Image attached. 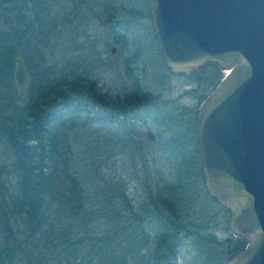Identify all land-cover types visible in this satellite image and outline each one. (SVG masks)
Instances as JSON below:
<instances>
[{
	"label": "rangeland",
	"instance_id": "374dc122",
	"mask_svg": "<svg viewBox=\"0 0 264 264\" xmlns=\"http://www.w3.org/2000/svg\"><path fill=\"white\" fill-rule=\"evenodd\" d=\"M85 3L86 0H39L38 7L34 9L36 14L33 17V27L37 30L40 26L44 37L34 40L38 43V50L35 53L33 51L31 55L26 52V61L22 49L13 53V57L20 56L24 60L30 74L29 87L23 96H19L20 105L30 100L36 91L47 87L52 76L61 77L68 83V97L65 102L69 110L51 125L50 131L58 139L61 157L62 152L64 150L66 152L67 169L61 173H72L86 194H94L95 197L91 202H87L85 207L92 206L96 211L89 212V217L78 215L66 222L61 219L64 225L67 223L70 226L67 238L71 242V247L67 248V253L74 258L76 264H116L118 240L127 239V223L128 219H131L145 225L141 232L143 242L139 249L143 261L139 264H169L172 256L170 248L177 239L175 264H220L229 248L237 243L233 239H224L234 238L228 231L225 211L207 194L199 161L195 158L168 159L169 154L166 159L164 155L172 151L161 149L170 145L162 147L159 143L170 142L171 137L179 130L177 119L171 118L173 113L179 117L183 115L182 110L195 108L196 102L191 99L193 93L179 101L181 112L172 110L173 104L165 102L167 105L158 108L159 111L152 108L150 115L145 119L143 117L138 119L136 126L128 121L115 122L100 118L101 115L107 116L115 112L108 103L110 97L106 96L104 101L107 108L100 109L97 103L93 104L88 100L85 85L92 83L93 94L99 95L100 60L97 57L107 55L109 43L106 44L104 30L100 28L96 18L88 14L87 10L94 5L93 1L88 5ZM71 5L73 9L70 10L69 16L68 7ZM20 27L21 24H18V29ZM152 34L150 31V37L147 38L149 41L146 43L150 65L147 67L143 82L153 93L162 88V98L176 97L180 81L171 75L168 68L166 70L160 60L156 52L158 45L156 41L155 44ZM104 63L107 61L104 60ZM208 64L190 72H198L207 67L208 75L213 74L209 86L204 85V89L201 87L202 93H206L216 79L224 74L214 63V66L210 64L211 68ZM107 67L110 69L103 74V91L106 89L116 91L123 86V80L119 78L118 73L121 72L120 67L115 71L110 66ZM160 75L164 76L163 87L158 86ZM31 86L33 87L30 89ZM182 89L190 90L189 87ZM88 103L87 112L79 110ZM93 117L97 120H92ZM0 161L7 169L6 174L2 175L4 178L0 191L5 198H9L8 193L12 192L11 186L16 185L17 175L11 165L12 156L2 141ZM119 209L122 210L120 214L123 220H115V223L126 225L121 237L118 230L115 231L118 226H113L110 230L112 225L106 223L110 215H114L116 219L114 212ZM146 213L153 217L151 219L153 222L144 220ZM194 219L209 222L204 225L206 228L199 229V232H202L201 235L214 238L213 243L204 242L199 234L196 239L191 235L184 236V231L191 227ZM10 229L16 232L17 238L23 237L21 219L16 217L12 219ZM7 230L8 228H4L2 232L0 231V245L10 243L8 245L14 246V242L8 238ZM160 233L161 235L169 233V240L159 243L156 235ZM221 239H224L223 242ZM98 243L101 245L100 248ZM164 246L168 250L167 255ZM56 249L53 248L49 254L52 259L50 264H55L53 261L57 256ZM16 250L20 252H15L17 256L15 264L36 263V255L30 257L24 247ZM75 250L73 255L72 252ZM22 258L25 260L27 258L28 261H22ZM132 258L134 262L130 264H136L139 256L136 257L134 253ZM4 264L14 263L6 261ZM60 264H63L62 260Z\"/></svg>",
	"mask_w": 264,
	"mask_h": 264
},
{
	"label": "water",
	"instance_id": "95a60500",
	"mask_svg": "<svg viewBox=\"0 0 264 264\" xmlns=\"http://www.w3.org/2000/svg\"><path fill=\"white\" fill-rule=\"evenodd\" d=\"M164 65L173 73L208 61L224 72L200 102L194 132L203 185L245 241L221 264H264V0H145ZM23 96L30 74L15 56ZM24 264V263H19Z\"/></svg>",
	"mask_w": 264,
	"mask_h": 264
},
{
	"label": "trees",
	"instance_id": "16d2710c",
	"mask_svg": "<svg viewBox=\"0 0 264 264\" xmlns=\"http://www.w3.org/2000/svg\"><path fill=\"white\" fill-rule=\"evenodd\" d=\"M38 4L39 0H0V142L7 146L12 156L11 165L17 175L16 185L11 186L12 192L8 193L9 198H5L0 191V231L8 228V238L14 242V246L8 245L10 243L0 245V264L6 261L15 264V252H20L16 249L21 247L27 250L26 254L29 252L30 257L36 255L37 264L52 263L49 254L53 248H57L56 260L53 261L55 264H60L61 260L63 264H76L74 258L67 253V248L71 247L67 238L70 226L67 223L64 225L61 219L66 222L78 215L89 217V212L96 211L92 206L85 207L87 202H91L95 197L94 194H86L72 173H61L67 169L66 152L64 150L61 157L58 139L50 131L51 125L69 110L65 102L68 97V83L61 77L52 76L47 87L36 91L30 100L22 105L13 86L14 51L22 49L26 61V52L31 55L33 51L35 53L38 50V43L34 40L44 37L40 26L37 30L33 27V17L36 14L34 9ZM18 24H21L20 29ZM92 87V83L85 85L86 96L91 103L96 104L98 94H93ZM88 105L89 103L83 105L79 110L87 112ZM91 119L97 120L96 117ZM6 172L5 164L0 161V188L4 178L2 175ZM121 211L119 209L114 212L116 219L114 215H110L106 221L112 225L110 230L113 226H118L115 231L118 230L120 237L126 228L123 223H115V220H123ZM15 217L22 220L21 238H17L16 232L10 229L11 220ZM152 218L146 213L143 219L153 222ZM193 221L191 227L184 231V236L199 232V229L206 228L204 225L209 223L203 219ZM127 228V239L118 240L116 264L134 262V253L136 257L139 256L136 260V264H139L143 261L139 249L143 242L141 232L145 225L128 219ZM160 235L161 233L156 235L159 243L170 238L169 233L161 235L162 237ZM207 242L213 243V240ZM100 247L101 245L98 246ZM173 248H176V245L170 248L171 252L174 251ZM239 248H242V244L238 246L236 243L229 248V252ZM75 252L76 250L72 254ZM23 260L25 259L22 258ZM171 260L169 264H175L173 258Z\"/></svg>",
	"mask_w": 264,
	"mask_h": 264
},
{
	"label": "flooded vegetation",
	"instance_id": "af4514ba",
	"mask_svg": "<svg viewBox=\"0 0 264 264\" xmlns=\"http://www.w3.org/2000/svg\"><path fill=\"white\" fill-rule=\"evenodd\" d=\"M91 1H93L94 5L92 8L89 7V10H87L89 12L88 14L96 18L100 28L104 30V40L106 44L109 43L107 55H99L97 57L98 60H100V73L98 74L100 81V92L98 90L99 95L97 106H99L100 109L104 107L107 108V106L104 105V101H106V96H108L110 97L108 103L111 105L112 109L115 110L113 114L109 113L107 116L101 115L100 118L115 122L122 120L125 122L128 121L132 125L135 124L136 126V123L139 121L138 119L141 117L145 119L146 116L150 115L152 108L158 109L165 107V105H167L166 103L173 104L171 108L172 110L181 112L182 107L179 105V101L183 97L187 98L191 96L190 93H193L191 99L196 102L195 108L191 107V110L188 111L182 110L183 115L179 116L182 117L181 119H179L177 114L173 113L171 118L177 119L176 121L178 122L177 124L179 130L174 136L171 137L169 140L170 142H165V144H163L161 141H159V143L162 147L166 144L170 145L166 146V148H160L163 151H172V153H167L164 155L166 159L167 155L169 154L168 159L191 160L192 158H195L197 161H199V147L194 132L197 108L204 97L215 87L221 77L216 79V81L206 93H202L201 87L204 89V85L209 86L213 78V74L208 75L209 72L207 67L206 69H202L201 71L194 73L175 74L168 70L164 65L166 70H168L172 76L178 78L180 81V84L178 85V95L173 98H162V88L159 89L157 93H153L143 82L147 67L150 65V57L148 56L147 48L148 46H146L147 41H149L147 38L150 37V31L153 33L152 37L154 42L156 41L152 27L151 13L146 6L145 0H86L85 5L90 4ZM79 6H81V4ZM68 8V15L70 16V10L73 9V6L71 5ZM156 47V52L162 61L160 49L158 48L159 46ZM104 60L107 61V65L104 63ZM207 63H209L208 65L210 68V64L214 66L211 61H208ZM107 66H110L114 71L117 69V67H120L121 72L118 73L119 78L123 80V86L116 91H109L108 89L103 91V74L105 71L110 69ZM163 79L164 76L160 75L157 81L158 86L163 87ZM182 87H189L190 90H183ZM158 104L159 106H157ZM135 112H141L142 114H133ZM222 209L226 213L227 224V211L224 208ZM201 233L202 232H192L189 235L196 239L199 234L204 242L214 239L210 238L208 235H201ZM233 237L234 238L224 239L236 240L237 245L239 246L242 244L243 248L245 245L244 239L235 236ZM224 239H221L220 241L223 242ZM176 243L178 244V239L172 243L171 247L176 245ZM164 247V252L167 255L168 250H166V246ZM242 248L236 250H240ZM173 249L174 251H172L170 262L172 261V258L174 261H176L178 245H176V248ZM234 251L228 252L226 256ZM164 257L166 256L164 255Z\"/></svg>",
	"mask_w": 264,
	"mask_h": 264
},
{
	"label": "bare ground",
	"instance_id": "6f19581e",
	"mask_svg": "<svg viewBox=\"0 0 264 264\" xmlns=\"http://www.w3.org/2000/svg\"><path fill=\"white\" fill-rule=\"evenodd\" d=\"M226 72V70L223 71V73Z\"/></svg>",
	"mask_w": 264,
	"mask_h": 264
}]
</instances>
